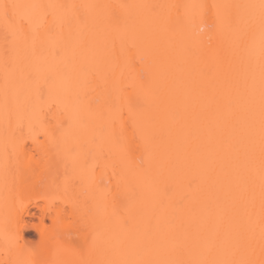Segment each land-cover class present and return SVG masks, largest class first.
<instances>
[{
  "label": "bare ground",
  "instance_id": "bare-ground-1",
  "mask_svg": "<svg viewBox=\"0 0 264 264\" xmlns=\"http://www.w3.org/2000/svg\"><path fill=\"white\" fill-rule=\"evenodd\" d=\"M0 4V264H264V0Z\"/></svg>",
  "mask_w": 264,
  "mask_h": 264
},
{
  "label": "snow or ice",
  "instance_id": "snow-or-ice-1",
  "mask_svg": "<svg viewBox=\"0 0 264 264\" xmlns=\"http://www.w3.org/2000/svg\"><path fill=\"white\" fill-rule=\"evenodd\" d=\"M19 7H20L19 5H15V4H13V5L0 4V14L3 15L6 23L8 22L9 17L11 15H13V12H10L9 10L10 9L15 10V9H17Z\"/></svg>",
  "mask_w": 264,
  "mask_h": 264
},
{
  "label": "rangeland",
  "instance_id": "rangeland-1",
  "mask_svg": "<svg viewBox=\"0 0 264 264\" xmlns=\"http://www.w3.org/2000/svg\"><path fill=\"white\" fill-rule=\"evenodd\" d=\"M27 236H29L30 238H32V239H37V232L33 229V228H28L27 229Z\"/></svg>",
  "mask_w": 264,
  "mask_h": 264
}]
</instances>
